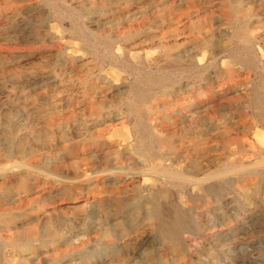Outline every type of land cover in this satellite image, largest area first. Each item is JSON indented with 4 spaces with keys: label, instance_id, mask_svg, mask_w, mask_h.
I'll list each match as a JSON object with an SVG mask.
<instances>
[{
    "label": "rangeland",
    "instance_id": "obj_1",
    "mask_svg": "<svg viewBox=\"0 0 264 264\" xmlns=\"http://www.w3.org/2000/svg\"><path fill=\"white\" fill-rule=\"evenodd\" d=\"M263 105L264 0H0V264H264Z\"/></svg>",
    "mask_w": 264,
    "mask_h": 264
},
{
    "label": "bare ground",
    "instance_id": "obj_2",
    "mask_svg": "<svg viewBox=\"0 0 264 264\" xmlns=\"http://www.w3.org/2000/svg\"><path fill=\"white\" fill-rule=\"evenodd\" d=\"M228 3L230 4V6H232V9L233 10H237V2H234V1H228ZM176 4V3H175ZM65 13V12H64ZM68 16V15H67ZM185 24V23H184ZM72 31H74L78 36H80L81 38H84V31L80 28V27H73V30ZM236 35L237 36H244L245 37V39H246V42H248L249 40L247 39V31H245V30H239V31H237L236 32ZM80 37H79V39H80ZM241 38V37H240ZM242 39V38H241ZM84 40V39H83ZM86 40V39H85ZM84 40V41H85ZM133 41V40H132ZM88 43H89V41H88ZM92 44H94V43H92ZM125 44V43H124ZM98 45V44H97ZM105 46H104V48H103V51L100 53V54H98V53H96L94 56H96V57H98V58H102V59H107V58H109V59H111V60H114V61H119L120 60V58L115 54V52L111 49V45H110V41L109 40H107V42H105V44H104ZM89 48V47H88ZM93 49V48H92ZM181 52V51H180ZM179 53V52H178ZM176 55V54H175ZM212 55V54H211ZM190 56H191V54H190ZM172 57V56H171ZM169 58V57H168ZM173 58V57H172ZM82 59V58H81ZM213 59V58H212ZM216 59H218V58H216ZM73 60V59H72ZM80 60V59H79ZM213 60H215V59H213ZM212 60V61H213ZM100 68V67H99ZM106 68V67H105ZM197 68V67H196ZM194 69V68H193ZM104 70V69H103ZM121 70H122V68H121ZM196 70V69H195ZM152 71V70H151ZM185 71V70H184ZM105 72V71H104ZM153 72V71H152ZM158 72H160V71H158ZM183 73V72H182ZM107 75V74H106ZM149 80V79H148ZM157 82H159V81H157ZM161 82V81H160ZM170 91V90H169ZM180 91H181V89H180ZM171 93V92H170ZM144 100V99H143ZM145 101V100H144ZM189 104V103H188ZM202 106H204V105H202ZM263 108H264V105H263ZM202 109V108H201ZM195 112V111H194ZM196 112H198V111H196ZM189 113V112H188ZM192 114V113H191ZM258 115H259V117H260V119H261V121L264 123V110H260V111H258ZM189 116V115H188ZM118 120H120V119H118ZM117 120V121H118ZM116 121V120H115ZM105 125V124H104ZM135 138H136V140H137V144H139L140 146L142 145V146H144L146 149H147V151H148V156H147V160L150 162V161H152L153 159H156V158H160L161 160H162V155H156V154H154V153H151L150 152V149H149V147H150V145L151 144H149L146 140V130L142 127V123L140 124V122L138 121L137 123H136V127H135ZM154 131V130H153ZM256 131V130H255ZM201 132V131H200ZM258 134V133H257ZM260 134V133H259ZM195 136V135H194ZM197 136V135H196ZM193 138V137H192ZM258 138H259V140L261 141V143L263 144V146L262 147H260L257 151L259 152V155H261V163H263L264 162V132H262V134H260L259 136H258ZM252 141V140H251ZM255 142V141H254ZM93 144V143H92ZM255 145V144H254ZM259 145V144H258ZM251 146H253V144H251ZM206 147V146H205ZM254 147V146H253ZM126 149V148H125ZM157 149V148H156ZM161 149V148H160ZM127 150V149H126ZM195 150V153H200V152H203V149L202 148H196V149H194ZM211 150V149H210ZM123 151V150H122ZM120 152V151H119ZM192 152V151H191ZM210 152V151H209ZM205 153H207V152H205ZM204 153V154H205ZM163 154V153H162ZM191 155V154H190ZM134 156V155H133ZM143 156V155H142ZM207 156V155H206ZM205 156V157H206ZM226 156V155H225ZM137 157V156H136ZM135 157V158H136ZM208 157V156H207ZM259 157V156H258ZM134 158V157H133ZM131 159V158H130ZM138 160V159H137ZM137 160H136V162H137ZM144 160V159H143ZM187 161V160H186ZM221 162V161H220ZM256 162V161H255ZM162 163V162H161ZM189 163V166L191 167V168H195L197 171H201L202 170V165H201V163H200V161L197 159V158H191V160H190V162H188ZM120 164V163H119ZM187 164V163H186ZM30 165V164H29ZM159 165H161V164H159ZM177 165V164H176ZM223 165V164H222ZM239 165V164H238ZM178 166V165H177ZM30 167H32V166H30ZM127 167V166H126ZM160 167H162L164 170H166L168 167L167 166H160ZM247 167V166H246ZM8 168V167H7ZM114 168V167H113ZM120 168V167H119ZM142 168H143V166H142ZM151 168V167H150ZM172 168V167H171ZM257 168V167H256ZM104 169V168H103ZM129 169V168H128ZM133 169V168H132ZM132 169H129L130 171L132 170ZM152 169H154V168H151V170ZM230 169V168H229ZM228 169V170H229ZM234 169V168H233ZM236 169V168H235ZM17 170V169H16ZM106 170H108V169H106ZM109 170H110V168H109ZM113 170V169H112ZM117 170H119V169H117ZM136 170V169H135ZM227 170V169H226ZM225 170V171H226ZM231 170V169H230ZM263 170V169H262ZM27 171V170H26ZM93 171V170H92ZM91 171V172H92ZM141 171V170H140ZM235 171V170H234ZM17 172H19V171H17ZM24 172V171H23ZM22 172V173H23ZM28 172V171H27ZM85 172V171H84ZM127 172V171H126ZM161 172H162V170H161ZM163 172H165L166 173V171H163ZM222 172H224V171H222ZM220 170L219 171H216L215 170V172H211V173H208V174H205L203 177H201V178H198L196 175H195V177H194V179H195V181H199V183L198 184H201V182H205L206 180H208L209 178H212V177H215V176H217V175H219V174H221L222 173ZM252 172H254V171H252ZM52 173V172H51ZM99 173V172H98ZM112 173H113V171H112ZM124 173H125V171H124ZM170 173V172H169ZM175 173V172H174ZM229 173V172H228ZM237 173V172H236ZM84 174V173H83ZM87 174V173H86ZM94 174V173H93ZM107 174V173H106ZM116 174H118L117 172H116ZM119 174H122V173H119ZM131 174V173H130ZM163 174V173H162ZM166 174H168V173H166ZM177 174V173H176ZM232 174V173H231ZM85 175V174H84ZM144 175V174H143ZM142 175V176H143ZM151 175V174H150ZM180 175V174H179ZM182 175V174H181ZM54 176V175H53ZM122 176V175H121ZM135 176H137V175H135ZM161 176V175H160ZM169 176V175H168ZM177 176V175H176ZM182 176H184V175H182ZM2 178H3V175L1 176ZM27 177V176H26ZM66 177V176H65ZM86 177V176H85ZM174 177V176H173ZM188 177V176H187ZM22 178V177H21ZM93 178H94V176H93ZM163 178V177H162ZM78 179V178H77ZM181 179V178H180ZM180 179H178V180H180ZM248 179V178H247ZM246 179V180H247ZM25 180V179H24ZM56 180H58V181H60V182H63L64 181V179H62L61 177H56ZM94 180V179H93ZM189 180V179H188ZM192 180V179H191ZM210 180V179H209ZM262 180V179H261ZM82 181V180H81ZM95 181V180H94ZM23 182V181H22ZM26 183V182H25ZM114 183V182H113ZM116 183V182H115ZM241 183H243V182H241ZM262 183V182H261ZM23 184V183H22ZM61 184V183H60ZM110 184V183H109ZM25 185V184H24ZM105 185V184H104ZM212 185V184H211ZM246 185V184H245ZM108 186V185H107ZM110 186V185H109ZM94 187H97V186H94ZM104 187V186H103ZM245 187V186H244ZM102 188V187H101ZM62 189V188H61ZM236 189H238V188H236ZM242 190V189H241ZM241 190H240V192H241ZM113 192V191H112ZM107 195V194H106ZM112 195H115V194H112ZM215 195H218V192H215ZM224 195V194H223ZM108 196V195H107ZM111 196V195H110ZM226 196H228V195H226ZM148 197V196H147ZM256 197V196H255ZM207 198V197H206ZM238 198V197H237ZM258 198V197H257ZM101 199H103V198H101ZM151 199V198H150ZM253 199H254V197H253ZM258 199H260V198H258ZM263 199V198H262ZM149 200V199H148ZM208 200V199H207ZM212 200V199H211ZM250 200V199H249ZM146 201V200H145ZM213 201V200H212ZM223 201V200H222ZM221 201V202H222ZM256 201V200H255ZM255 204V203H254ZM260 204V203H259ZM180 205V204H179ZM142 206V205H141ZM173 206V205H172ZM144 207V206H143ZM164 208V207H163ZM162 207H160L159 205H157V204H155V205H152L150 208H148L145 212H144V218L145 219H147V220H153V219H157L158 220V225L160 226V228H161V230L164 232V234L165 235H167V237H170V238H174L176 235H177V233H178V231L180 230V228L182 227V225H183V221H184V217L182 216V214L180 213V212H178V211H176L175 209H172V210H165V209H163ZM111 209V208H110ZM114 209V208H113ZM140 207H139V205H137V204H134L132 207H131V209H129V211L130 212H136V214H138V213H140ZM115 211V210H114ZM242 212V211H241ZM261 213V212H260ZM118 214V213H117ZM246 214V213H245ZM255 214H257V213H255ZM262 214H263V212H262ZM185 215H186V213H185ZM134 216V215H133ZM257 217V216H256ZM115 218V217H114ZM127 218V217H126ZM141 218V217H140ZM143 218V217H142ZM250 218V217H249ZM253 218V217H252ZM255 218V217H254ZM264 218V217H263ZM101 219V218H100ZM118 219H119V217H118ZM245 219V218H244ZM116 220V219H115ZM134 220V219H133ZM143 220V219H142ZM264 220V219H263ZM98 221V220H97ZM122 221V220H121ZM123 222V221H122ZM144 222V221H143ZM189 222V221H188ZM244 222V221H243ZM141 223V222H140ZM236 223V222H235ZM249 223V222H248ZM247 223V224H248ZM107 224V223H106ZM246 224V225H247ZM253 225V224H252ZM125 226V225H124ZM248 226V225H247ZM116 227V226H115ZM132 227V226H131ZM95 228H96V226H95ZM127 229V228H126ZM40 232L41 231H39L36 227H32V228H30V227H25V228H22L21 230H20V232L18 233V234H9L7 237H6V240H7V242H11V243H20V241H23L24 239H28V238H31V237H36V236H38L39 234H40ZM231 234V233H230ZM47 235V234H46ZM120 236V235H119ZM129 237V236H128ZM57 238V237H56ZM170 243H171V241H170ZM174 243V242H173ZM22 244V243H21ZM20 244V245H21ZM15 247V246H14ZM17 247H18V245H17ZM176 247V246H175ZM103 252V251H102ZM108 252V251H107ZM177 252V251H176ZM31 253V252H30ZM106 255V254H105ZM102 257V256H101ZM95 258V257H94ZM33 259H35V258H33ZM49 259V258H48ZM84 260V259H83ZM86 260V259H85ZM84 260V261H85ZM25 261V260H24ZM23 261V262H24ZM89 261V260H88ZM26 263H27V261H26ZM57 263V262H56ZM47 264V263H46Z\"/></svg>",
    "mask_w": 264,
    "mask_h": 264
}]
</instances>
